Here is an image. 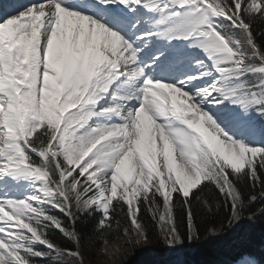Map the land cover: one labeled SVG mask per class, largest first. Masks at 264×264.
<instances>
[{
    "label": "snow or ice",
    "instance_id": "snow-or-ice-1",
    "mask_svg": "<svg viewBox=\"0 0 264 264\" xmlns=\"http://www.w3.org/2000/svg\"><path fill=\"white\" fill-rule=\"evenodd\" d=\"M258 220L264 0H0V264Z\"/></svg>",
    "mask_w": 264,
    "mask_h": 264
},
{
    "label": "trees",
    "instance_id": "trees-1",
    "mask_svg": "<svg viewBox=\"0 0 264 264\" xmlns=\"http://www.w3.org/2000/svg\"><path fill=\"white\" fill-rule=\"evenodd\" d=\"M80 227L82 231L87 230L85 225ZM153 230H155L154 226ZM149 239V244L145 247L137 246L134 254L129 255L126 261L121 255L119 264H174V251L179 247L169 249L153 236ZM262 245H264V220H258L251 225L244 223L235 232L216 240H200L191 244L185 242L177 253L180 254L183 264H217L221 259L237 258L246 249L254 251L257 256L264 257ZM101 247L97 242L82 254L86 259L91 257L90 260H95L100 255ZM132 252L133 249L130 247L124 253Z\"/></svg>",
    "mask_w": 264,
    "mask_h": 264
},
{
    "label": "rangeland",
    "instance_id": "rangeland-1",
    "mask_svg": "<svg viewBox=\"0 0 264 264\" xmlns=\"http://www.w3.org/2000/svg\"><path fill=\"white\" fill-rule=\"evenodd\" d=\"M120 243L121 241H116L115 244L111 246L108 244L102 245V248L104 251H101L100 249L99 257L95 260L84 258L85 264H119L120 262L119 259L121 255L127 248L130 247V246H124V247L117 248L115 245H119ZM148 243H149V240L147 241L146 244L142 241L140 245L142 247H145ZM176 261H178V254H177Z\"/></svg>",
    "mask_w": 264,
    "mask_h": 264
},
{
    "label": "clouds",
    "instance_id": "clouds-1",
    "mask_svg": "<svg viewBox=\"0 0 264 264\" xmlns=\"http://www.w3.org/2000/svg\"><path fill=\"white\" fill-rule=\"evenodd\" d=\"M149 243H150V239H149ZM149 243H148V244H149ZM129 248H130V247H129ZM129 248H127V249H129ZM127 249H126V250H127ZM126 250H125V251H126ZM125 251H124V252H125ZM124 252H123V253H124Z\"/></svg>",
    "mask_w": 264,
    "mask_h": 264
}]
</instances>
